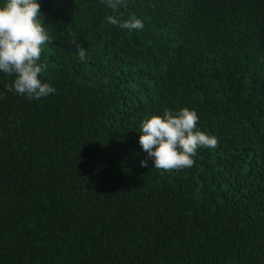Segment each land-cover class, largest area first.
I'll return each instance as SVG.
<instances>
[{
  "label": "trees",
  "instance_id": "1",
  "mask_svg": "<svg viewBox=\"0 0 264 264\" xmlns=\"http://www.w3.org/2000/svg\"><path fill=\"white\" fill-rule=\"evenodd\" d=\"M38 3L56 91L0 73V264H264V0ZM184 107L218 146L142 167L141 121Z\"/></svg>",
  "mask_w": 264,
  "mask_h": 264
},
{
  "label": "clouds",
  "instance_id": "2",
  "mask_svg": "<svg viewBox=\"0 0 264 264\" xmlns=\"http://www.w3.org/2000/svg\"><path fill=\"white\" fill-rule=\"evenodd\" d=\"M109 9L116 10L125 0H103ZM38 0H5L0 5V73L12 77L6 87L9 92L28 99H40L55 93L56 89L41 80L46 65L38 63L50 36L41 19ZM107 23L121 29L142 30L144 24L135 15L120 19L115 15L106 17ZM71 43L76 46L81 60L87 51L77 44L75 33ZM199 116L187 107L173 111L165 109L162 115L153 114L141 121L139 144L147 154V160L162 172L192 167L193 157L201 148L218 146V139L197 125Z\"/></svg>",
  "mask_w": 264,
  "mask_h": 264
}]
</instances>
